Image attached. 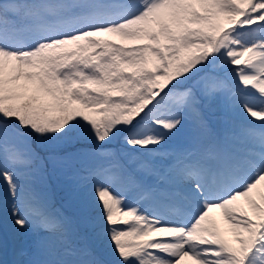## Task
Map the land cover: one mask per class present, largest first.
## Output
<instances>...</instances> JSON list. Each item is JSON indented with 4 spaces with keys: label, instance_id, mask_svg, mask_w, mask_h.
I'll use <instances>...</instances> for the list:
<instances>
[{
    "label": "snow or ice",
    "instance_id": "obj_1",
    "mask_svg": "<svg viewBox=\"0 0 264 264\" xmlns=\"http://www.w3.org/2000/svg\"><path fill=\"white\" fill-rule=\"evenodd\" d=\"M56 174L92 185L105 247L38 188ZM6 217L38 238L0 264H264V0H0Z\"/></svg>",
    "mask_w": 264,
    "mask_h": 264
},
{
    "label": "rangeland",
    "instance_id": "obj_2",
    "mask_svg": "<svg viewBox=\"0 0 264 264\" xmlns=\"http://www.w3.org/2000/svg\"><path fill=\"white\" fill-rule=\"evenodd\" d=\"M241 59H245L242 57ZM236 113L231 112L224 102L213 105L205 111V118L208 121L210 128L214 131H221L227 126V122L233 119ZM196 132L194 126L187 124L175 137H173L169 144L166 145L169 149H179L191 143L195 137ZM49 172L51 169L49 168ZM149 184L155 183V178H146ZM38 188L45 191L54 202L55 206L60 208L65 215L72 217L77 221L79 226L80 236L83 238L82 242L88 244L94 249L105 247L106 240L98 239L96 233L99 229L100 212L98 207L93 203L94 191L91 184L84 188L76 186L74 180L67 176L56 174L49 175L45 183L38 184ZM82 194H86L88 204H85L82 199ZM137 197L134 192L127 194V203H135ZM149 201H142V206H146ZM145 204V205H144ZM0 238L6 244V258L12 260L14 258V249L18 247H25L31 250L33 241L38 237L25 233L14 237L10 218L0 219Z\"/></svg>",
    "mask_w": 264,
    "mask_h": 264
},
{
    "label": "bare ground",
    "instance_id": "obj_3",
    "mask_svg": "<svg viewBox=\"0 0 264 264\" xmlns=\"http://www.w3.org/2000/svg\"><path fill=\"white\" fill-rule=\"evenodd\" d=\"M112 39H116V38H112ZM238 114H235L234 117L237 118ZM145 205V204H144ZM144 207V206H143ZM145 208L149 209V211H156L159 214H164V212L166 211L163 208H159L157 204H155L154 202L149 201V203L146 204ZM214 218L216 219L219 228L221 230V232L225 235L226 238H231L230 232H229V226L227 225L226 222L223 221L221 215L219 214V212H216L213 214ZM165 219H169L170 217L165 215L164 216ZM181 264H194V261H191L187 258H185V260L181 261Z\"/></svg>",
    "mask_w": 264,
    "mask_h": 264
}]
</instances>
